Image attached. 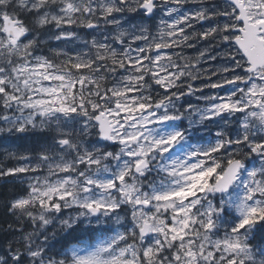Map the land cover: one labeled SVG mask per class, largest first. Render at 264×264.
Returning a JSON list of instances; mask_svg holds the SVG:
<instances>
[{
  "label": "snow or ice",
  "instance_id": "6c2138e0",
  "mask_svg": "<svg viewBox=\"0 0 264 264\" xmlns=\"http://www.w3.org/2000/svg\"><path fill=\"white\" fill-rule=\"evenodd\" d=\"M0 143V264H264V0H0Z\"/></svg>",
  "mask_w": 264,
  "mask_h": 264
},
{
  "label": "rangeland",
  "instance_id": "374dc122",
  "mask_svg": "<svg viewBox=\"0 0 264 264\" xmlns=\"http://www.w3.org/2000/svg\"><path fill=\"white\" fill-rule=\"evenodd\" d=\"M204 27L206 28L207 25H204ZM202 29L200 28V26H196L193 31H201ZM88 32V31H87ZM87 32L85 34H81L83 36H85L86 38H90V36L87 35ZM195 43V47L193 48H183V49H173L172 51L173 52H181L182 55L186 56V57H195L197 54H198V51L202 50L203 48L207 47V44H205L203 41H199V42H196V41H193ZM51 47H56L57 46V43L56 42H52V44L50 45ZM168 51V50H166ZM44 54H47V50H45ZM175 58V57H174ZM182 63V61H181ZM220 64V61H216L215 63H211V62H204L202 61L201 62V67L202 69H209V68H214L216 66H218ZM201 79H204V77L202 76ZM149 83H151V81H149ZM194 83V86L195 87H199V83L197 82H193ZM163 89L159 88V87H153L152 89V92L151 94L155 97L157 93H163ZM145 94H148V93H145ZM205 94L207 95H210L211 93L210 92H205ZM199 95V94H197ZM187 102L188 103H193V104H197V103H201L202 105V102H199L195 99V97H189L187 98ZM181 126H187V122L185 121L183 125ZM207 129H208V133L211 134V133H214L216 130H217V125L216 124H208L207 126ZM194 143L196 142L195 140L193 141ZM118 145H117V148L116 150H118Z\"/></svg>",
  "mask_w": 264,
  "mask_h": 264
},
{
  "label": "trees",
  "instance_id": "16d2710c",
  "mask_svg": "<svg viewBox=\"0 0 264 264\" xmlns=\"http://www.w3.org/2000/svg\"><path fill=\"white\" fill-rule=\"evenodd\" d=\"M82 33H85L84 29H80ZM10 143L15 145V144H19L22 143V141H16L15 138H11ZM5 147H8V145H5L3 143H0V161L4 160L5 157V153L3 151V149ZM14 162L9 160L7 161V166H13ZM11 187L10 185H0V200H3L6 198V194H7V189ZM5 209H3L2 207H0V227H5L6 223L11 222L12 218L10 216H6L5 214ZM0 239H3V236L0 235Z\"/></svg>",
  "mask_w": 264,
  "mask_h": 264
}]
</instances>
